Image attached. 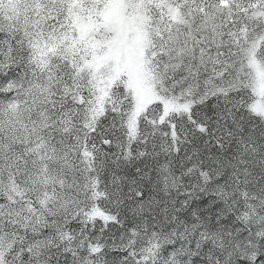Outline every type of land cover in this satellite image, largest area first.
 Instances as JSON below:
<instances>
[{"label": "snow or ice", "instance_id": "1", "mask_svg": "<svg viewBox=\"0 0 264 264\" xmlns=\"http://www.w3.org/2000/svg\"><path fill=\"white\" fill-rule=\"evenodd\" d=\"M0 264H264V0H0Z\"/></svg>", "mask_w": 264, "mask_h": 264}]
</instances>
